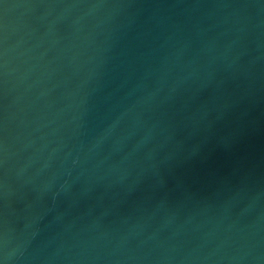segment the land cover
Masks as SVG:
<instances>
[{"label": "water", "instance_id": "95a60500", "mask_svg": "<svg viewBox=\"0 0 264 264\" xmlns=\"http://www.w3.org/2000/svg\"><path fill=\"white\" fill-rule=\"evenodd\" d=\"M0 264H264V0H0Z\"/></svg>", "mask_w": 264, "mask_h": 264}]
</instances>
